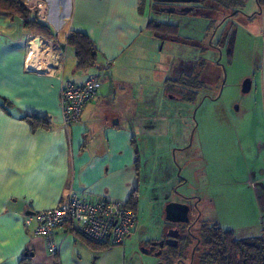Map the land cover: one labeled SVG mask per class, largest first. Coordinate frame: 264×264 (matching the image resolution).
Masks as SVG:
<instances>
[{
	"label": "crops",
	"instance_id": "0c3cea01",
	"mask_svg": "<svg viewBox=\"0 0 264 264\" xmlns=\"http://www.w3.org/2000/svg\"><path fill=\"white\" fill-rule=\"evenodd\" d=\"M138 4L139 0H48L47 12L40 19L55 33L53 38L34 33L18 18L0 13V97L14 103L10 114L0 108V264H93L97 250L65 229L53 233L59 252H49L46 239L34 234V214L54 208L72 192L84 201L126 202L138 187L139 154L132 128L139 132L142 123L124 125L125 115L119 114L109 124L102 110L108 104L107 111H112L110 106L120 102L130 107L140 103L136 91L140 69L135 60L127 59L141 57L133 46L141 49L142 38L149 42L158 37L148 27L150 0L142 14ZM70 31L85 33L96 44L95 72L75 69V58L65 45ZM35 38L37 53L47 63L50 60L41 71L34 65L26 67ZM100 72L110 83L105 89L107 100L103 94L95 97L82 109L80 122L66 128L59 106L61 85L72 82L81 86ZM168 96L174 99L172 94ZM24 112L49 114L51 129L31 132L21 119ZM93 113L99 116L92 117ZM256 170L261 178L251 184L254 189L264 183V162ZM261 201L264 215V192ZM263 225L264 221L261 234L254 236H264Z\"/></svg>",
	"mask_w": 264,
	"mask_h": 264
},
{
	"label": "rangeland",
	"instance_id": "374dc122",
	"mask_svg": "<svg viewBox=\"0 0 264 264\" xmlns=\"http://www.w3.org/2000/svg\"><path fill=\"white\" fill-rule=\"evenodd\" d=\"M40 1L38 9L44 19L48 0ZM24 2L27 6L28 0ZM32 3L29 8L36 14V4ZM214 3L207 2L204 13L167 14L157 11L158 7L153 9L151 19L172 24L177 30L163 37L157 34L158 38L149 42L142 38L141 49L133 46L141 57L127 60H135L140 69L136 87L140 103L130 107L116 98L120 105H111L112 111H107L108 104L102 110L109 124L119 114L122 118L125 115L124 125L142 123L139 132L132 128L139 154L136 191L142 227L154 228L153 218L159 219L163 203L198 196L199 226L217 223L242 239L261 234L264 221L260 211L264 183L262 189L251 187L261 178L256 169L264 162V7L259 8L256 0H235L229 8ZM146 44L148 48L143 50ZM201 50L205 64L199 70L196 61ZM98 74L102 88L97 97L103 94L107 100L105 89L110 83L105 73ZM183 75L199 80L202 89L191 102L176 98L174 94L179 93L174 91V99L169 100L167 80L179 82ZM246 79L250 80V90L243 92ZM138 237L133 231L120 245L98 248L93 264H140L135 246Z\"/></svg>",
	"mask_w": 264,
	"mask_h": 264
},
{
	"label": "trees",
	"instance_id": "16d2710c",
	"mask_svg": "<svg viewBox=\"0 0 264 264\" xmlns=\"http://www.w3.org/2000/svg\"><path fill=\"white\" fill-rule=\"evenodd\" d=\"M211 1L215 2L214 4L222 8H229L235 3H233L235 0H200L199 2L200 4L202 3L204 10L207 8V4L205 5V3ZM256 3L259 8L264 7V0H256ZM145 4L146 0H139L138 11L141 14L144 11ZM154 5L159 6V4L155 3L154 0H150L151 11L155 9ZM192 10L194 11L195 8L193 7ZM204 12L207 11L204 10ZM237 12L239 11H235V13ZM0 13L18 18L25 28L30 29L34 33L43 34L50 38L55 37V33L51 30L50 26L39 19L36 15H33L30 9L26 6L24 0H0ZM172 26V24L160 23L154 19H150L148 21V27L156 34H161L163 36L171 35L177 30L176 26ZM65 45L73 50L76 63L75 69L77 71L84 72L88 69L97 68L99 51L96 44L88 37V35L79 31H70L65 37ZM202 55L203 51L201 50L200 58L196 61L197 69L199 70H201L205 64ZM91 78H96L100 83L98 76ZM192 82L194 84H192ZM173 83L174 85H172ZM168 86H170V89L167 91L168 93L173 94L171 93L172 91L177 92L179 94H174L176 95V98L178 97L179 99H184V97H187V100L190 101L196 98V94H198V90L203 86V84H201L199 80H195L192 75H189V77L183 75V78L180 79L179 82L172 79L168 80ZM98 93L95 97L98 96ZM0 108L7 114H10L9 108H14V103L6 97H0ZM81 113L82 110L76 123L80 122ZM21 119L28 123L31 132H35L37 130L47 131L52 127L51 116L47 113L38 114L24 112ZM85 143L86 142H84L82 146H85ZM137 197V191L134 190L126 201V206L131 207L136 214ZM202 228L203 234L200 237V248L202 249L199 248V250L195 252L193 264H264L263 235L237 239L232 230H224L215 223L209 224L204 222ZM124 240L115 245L122 244ZM87 243L92 247V249L97 251L98 248H109L114 246H102L89 242Z\"/></svg>",
	"mask_w": 264,
	"mask_h": 264
},
{
	"label": "built area",
	"instance_id": "2783aa9c",
	"mask_svg": "<svg viewBox=\"0 0 264 264\" xmlns=\"http://www.w3.org/2000/svg\"><path fill=\"white\" fill-rule=\"evenodd\" d=\"M33 2V3H32ZM41 1L28 0L29 5L36 4L37 13L30 10L39 19H43L38 6ZM100 83L96 78H90L82 86L71 82L60 87L59 106L64 126L76 123L82 108L98 93ZM136 212L126 206L125 201L101 199L84 201L75 193H70L64 201L47 210L34 214V234L42 236L47 241L49 252L57 254L59 247L53 240L56 229H65L77 233L83 240L97 245H115L126 239L136 223Z\"/></svg>",
	"mask_w": 264,
	"mask_h": 264
},
{
	"label": "flooded vegetation",
	"instance_id": "af4514ba",
	"mask_svg": "<svg viewBox=\"0 0 264 264\" xmlns=\"http://www.w3.org/2000/svg\"><path fill=\"white\" fill-rule=\"evenodd\" d=\"M155 3L159 4V10L157 11L167 14L170 12H185L183 9L187 6L194 7L195 10H199L204 13L203 5L202 3L200 4V2L196 5L182 4L184 6L158 1H155ZM159 35L163 37V35ZM184 99H187V97H184ZM262 185L263 184H257L256 186H259L262 189ZM174 200L188 205V222L182 223L167 221L164 213L166 203H163L161 215L158 216V220L157 218H153L154 228L150 230L149 228L146 229L139 224L137 212L136 223L131 233L133 234L134 231L135 234H139L135 246L138 251L137 260L140 264H168L173 260L175 261V264H193L195 252L199 250L201 246L200 237L203 234V224H200V226L198 225L201 216V211L199 209L200 198L198 196H187L183 197L181 200ZM136 205L138 206V201L136 202ZM148 221L149 220L146 222ZM192 240L195 241L193 246H191ZM187 253L190 254L189 259L187 257Z\"/></svg>",
	"mask_w": 264,
	"mask_h": 264
},
{
	"label": "water",
	"instance_id": "95a60500",
	"mask_svg": "<svg viewBox=\"0 0 264 264\" xmlns=\"http://www.w3.org/2000/svg\"><path fill=\"white\" fill-rule=\"evenodd\" d=\"M158 2L174 3V4H193L198 3L200 0H155ZM193 7L187 6L183 11L188 12L192 10ZM234 32L230 34L229 45L232 46L234 41ZM250 90V80L246 79L242 85V91L248 92ZM188 212L189 207L187 204L171 201L166 203L164 207L165 219L169 222H188ZM175 236V235H174Z\"/></svg>",
	"mask_w": 264,
	"mask_h": 264
},
{
	"label": "bare ground",
	"instance_id": "6f19581e",
	"mask_svg": "<svg viewBox=\"0 0 264 264\" xmlns=\"http://www.w3.org/2000/svg\"><path fill=\"white\" fill-rule=\"evenodd\" d=\"M37 41L38 40L36 38L33 40L34 43L31 46V51H29V53H28L27 66L26 67H29L30 65L31 66L34 65V67L37 66L39 68H42V67H45V65H47V64L49 65L50 64L49 58H47L48 62H49V63H47V60H44L40 56V54L37 53V47L39 48ZM39 59H40V63L37 62V60H39ZM39 68L35 67L36 70H38Z\"/></svg>",
	"mask_w": 264,
	"mask_h": 264
}]
</instances>
